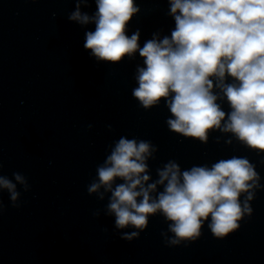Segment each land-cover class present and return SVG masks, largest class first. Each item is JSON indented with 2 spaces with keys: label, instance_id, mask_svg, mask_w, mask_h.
I'll use <instances>...</instances> for the list:
<instances>
[{
  "label": "clouds",
  "instance_id": "9594fccd",
  "mask_svg": "<svg viewBox=\"0 0 264 264\" xmlns=\"http://www.w3.org/2000/svg\"><path fill=\"white\" fill-rule=\"evenodd\" d=\"M91 2L74 0L68 20L95 26L85 32L83 47L98 63L116 65L138 53L142 64L135 67L131 95L143 110L163 102L170 132L204 145L219 133L215 143L239 144L264 164V0H167L174 27L170 34L153 32L142 46L139 28L128 34L141 11L137 0H94L92 14L82 11ZM106 127L114 131L111 124ZM158 151L151 140L121 135L107 146L87 185L89 196L107 199L93 216L102 211L114 217L121 239H139L150 218L159 215L167 224L160 233L165 246L187 247L205 226L224 240L252 217L264 178L248 156L233 154L187 168L169 159L154 178L149 162ZM2 169L0 162V196L6 190L11 206L19 208L18 185L29 192L28 178L20 172L9 178ZM4 210L0 199V216Z\"/></svg>",
  "mask_w": 264,
  "mask_h": 264
}]
</instances>
